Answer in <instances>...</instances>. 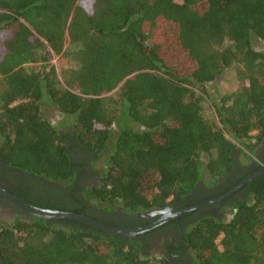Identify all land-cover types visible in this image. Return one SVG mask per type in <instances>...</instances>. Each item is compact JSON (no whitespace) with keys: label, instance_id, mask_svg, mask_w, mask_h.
Listing matches in <instances>:
<instances>
[{"label":"trees","instance_id":"obj_1","mask_svg":"<svg viewBox=\"0 0 264 264\" xmlns=\"http://www.w3.org/2000/svg\"><path fill=\"white\" fill-rule=\"evenodd\" d=\"M257 39L264 0H0V161L73 184V138L104 157L83 197L129 213L213 185L234 169L237 149L252 158L264 139ZM55 56L74 62L62 76ZM234 65L242 84L213 102L211 119L206 85ZM248 187L228 217L188 226L193 263L264 264V174ZM0 260L171 264L147 254L140 236L37 217L0 222Z\"/></svg>","mask_w":264,"mask_h":264},{"label":"flooded vegetation","instance_id":"obj_2","mask_svg":"<svg viewBox=\"0 0 264 264\" xmlns=\"http://www.w3.org/2000/svg\"><path fill=\"white\" fill-rule=\"evenodd\" d=\"M67 142L72 158L78 165L73 184L50 180L44 176H34L0 161V188L32 205L68 212L80 211L79 214L113 227L145 228L161 221V224L133 237L140 236L146 249L153 247L160 249L159 252L168 257L171 264H195L189 251L185 249V231L188 226L210 215L218 219L228 217L234 204L248 197L250 181L264 174L263 139L252 158L235 154L236 166L228 175L220 177L215 184L211 185L205 180L181 199L175 200L171 197L162 207L139 209L129 213L121 205L106 207L97 200H87L83 197L85 188L100 183L99 175L102 169L97 170L92 166L93 162L101 159L100 153L98 150L90 151L80 146L73 138ZM0 205L13 212L12 220L16 217L25 220L33 217L2 193ZM2 220L0 217V222ZM0 264L7 263L0 260Z\"/></svg>","mask_w":264,"mask_h":264},{"label":"rangeland","instance_id":"obj_3","mask_svg":"<svg viewBox=\"0 0 264 264\" xmlns=\"http://www.w3.org/2000/svg\"><path fill=\"white\" fill-rule=\"evenodd\" d=\"M226 44H228V41H226L225 45ZM255 47L264 49V42L258 39L255 40ZM174 60L175 59L173 58V61ZM176 60L177 62H179V65H180L182 61V57ZM174 63L175 62H172V64ZM51 64L56 66L58 73L62 76L63 69H70L74 65V62L71 59H61L60 56H55L51 60ZM239 69H240L239 65L231 66L227 68L221 75H219V77L214 82L206 85V90L208 91V94L204 95L202 93L203 94L202 104H203L204 111L209 118L211 119L215 118V109L213 106V102L215 100H219L221 95L235 90L239 84H242L241 80H239V77H238ZM54 119L57 120V118H54ZM64 131H67V130L65 127H62L61 132H64ZM236 154H240V156H244L243 153L239 149L236 150ZM99 157L101 158L99 161L92 163V166H94V169H97V170L98 169L101 170L104 167V157L101 156L100 154H99ZM0 210H2L0 211V217L3 218L2 221L11 222L13 219V216H12L13 212L10 211L9 208H7L4 205H0ZM159 251L160 249L156 247H153V249L148 248L147 254L149 255L157 254V255L164 256Z\"/></svg>","mask_w":264,"mask_h":264},{"label":"water","instance_id":"obj_4","mask_svg":"<svg viewBox=\"0 0 264 264\" xmlns=\"http://www.w3.org/2000/svg\"><path fill=\"white\" fill-rule=\"evenodd\" d=\"M0 193L7 196L10 200H12L20 209H22L27 214L37 217L40 219H63V218H69L73 220H77L83 223L90 224L94 227H97L99 229H102L109 234L126 237L131 239L133 236H136L137 234H142L146 230H149L153 228L154 226H157L161 224V221H158L154 223L151 226L145 227V228H121V227H113L104 224L103 222H100L98 220L91 219L83 214H79L76 212H68V211H62L58 209H52V208H42L35 205H32L16 196L11 194L10 192L4 191L2 188H0ZM174 261V259H173ZM175 262V261H174Z\"/></svg>","mask_w":264,"mask_h":264}]
</instances>
